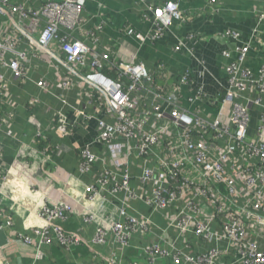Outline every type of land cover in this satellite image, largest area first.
I'll return each mask as SVG.
<instances>
[{
  "label": "built area",
  "instance_id": "obj_1",
  "mask_svg": "<svg viewBox=\"0 0 264 264\" xmlns=\"http://www.w3.org/2000/svg\"><path fill=\"white\" fill-rule=\"evenodd\" d=\"M89 1L0 0V69L16 81H26L32 59L44 60L54 70L62 66L66 77L60 79L61 86L70 88L75 80L106 110L109 121L97 120V144L106 155L85 147L78 169L89 175L101 165L97 177L83 185V195L92 203L116 205L119 217L111 225L102 219L92 242L103 246L112 236L119 250L137 252L139 262L124 264H264V64L255 70L246 65L264 12L256 16L249 40L243 41L235 30L220 36L233 41L234 48L222 53L227 61L224 83L213 82L223 93L208 95L204 85H194L190 71L183 72L171 90L159 91L137 55L120 59L112 48L99 50L95 42L101 28L89 29L84 16ZM139 3L140 19L149 27L144 34L130 27L126 33L141 45L160 40L173 23L189 20L194 12H183L178 2ZM218 4L219 0H207L202 14L219 13ZM184 44L178 42L174 51L184 49ZM34 84L45 92L51 89L43 79ZM6 88L0 72L1 96ZM182 88L189 90L186 102L192 109L184 106ZM36 103L31 100L28 105ZM205 106L215 108L216 114L206 113ZM78 116L89 119L81 111ZM74 124L60 113L53 119L60 137L68 136ZM37 138L46 139L40 131ZM45 148L40 154L48 159ZM138 202L151 214H160L165 228L136 216L133 204ZM72 214L68 203L47 200L37 215L41 225L33 230L36 243L25 235L20 240L35 249L36 258L45 246L70 250L83 245L78 233L61 227ZM95 216L86 212L82 221L91 225ZM154 230L173 237L133 244L136 237L143 240ZM200 241L203 250H194L191 243ZM3 264L11 263L4 259Z\"/></svg>",
  "mask_w": 264,
  "mask_h": 264
},
{
  "label": "crops",
  "instance_id": "obj_2",
  "mask_svg": "<svg viewBox=\"0 0 264 264\" xmlns=\"http://www.w3.org/2000/svg\"><path fill=\"white\" fill-rule=\"evenodd\" d=\"M139 1L91 0L85 7L84 16L89 21V29L94 30V26L101 28L95 42L98 49L112 48L120 59L137 55L138 60L153 74L159 91L171 90L183 72L190 71L194 85H204L208 95L217 91L223 93V88L213 82L224 83V65L227 61L222 53L232 50L234 42L220 36L227 30H235L240 32L243 41L249 40L253 28L257 26L256 16L264 12V0H219L217 7L220 12L213 16L202 14L207 0H145L146 6L178 2L183 12H194L189 20L173 23L160 40L141 45L126 33L130 27L144 34L149 27L147 22L140 19L143 6ZM207 8V11H211ZM259 29L261 33L258 40L252 41L246 63L254 70L264 64V23ZM189 35H199L200 38L188 40ZM178 42L185 43V48L175 52ZM48 67L44 60L32 59L30 80L26 81H16L10 73L0 69L7 81L6 91L3 96L0 95V169L5 170L0 172V176H3L0 181V264L4 259L11 264L139 262L137 252L132 249L119 250L112 236L103 246L92 242L96 226L104 224L102 219L111 225L119 217L116 205L107 201L92 203L83 195V185L97 177L101 165L95 166V172L89 175H81L78 169L81 149L89 146L97 155H106L104 148L97 144V120L108 122V114L104 107L95 102L96 97L86 96V88L75 80L70 88L61 86L60 79L66 77L62 66H54L55 70ZM106 75L114 77L113 73ZM40 79L50 85L49 92L36 87L34 82ZM189 95L188 88H182L184 106L192 109L193 106L186 102ZM31 100H37L35 106L28 105ZM204 109L208 114H216L213 107L205 106ZM80 111L89 119L78 116ZM58 113L65 116L70 124L75 123L68 136L60 137L54 130L53 119ZM39 131L46 138L42 142L37 138ZM44 148L48 149V159L40 154ZM135 183L134 180L133 185ZM47 200L72 206L73 214L61 227L67 233H78L85 244L70 250L45 246L36 258L35 249L25 245L19 236H28L36 243L33 230L41 225L37 215ZM133 206L136 216L149 217L160 228H165L166 223L160 214H151L142 202ZM90 211L96 216L93 224L85 225L82 217ZM169 236L172 238L173 234L154 230L143 240L136 237L133 244L160 243V238L165 241ZM191 245L196 251L204 248L202 241Z\"/></svg>",
  "mask_w": 264,
  "mask_h": 264
}]
</instances>
